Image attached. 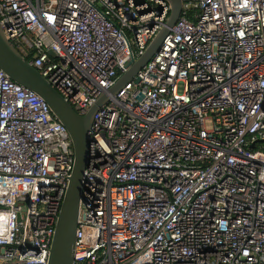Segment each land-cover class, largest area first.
I'll use <instances>...</instances> for the list:
<instances>
[{
  "label": "built area",
  "instance_id": "1",
  "mask_svg": "<svg viewBox=\"0 0 264 264\" xmlns=\"http://www.w3.org/2000/svg\"><path fill=\"white\" fill-rule=\"evenodd\" d=\"M168 0H0L18 52L84 116L166 26ZM94 117L73 264H264V0H183ZM75 164L0 69V264H49Z\"/></svg>",
  "mask_w": 264,
  "mask_h": 264
},
{
  "label": "water",
  "instance_id": "2",
  "mask_svg": "<svg viewBox=\"0 0 264 264\" xmlns=\"http://www.w3.org/2000/svg\"><path fill=\"white\" fill-rule=\"evenodd\" d=\"M171 13L166 26L156 35L139 58H132L126 71L110 89L116 96L127 84L138 82V73L154 58L164 39L179 21L183 0H168ZM0 69L15 83L40 96L51 109L54 117L66 128L71 139L75 164L58 216L49 264H73L76 233L83 192L84 174L89 164L90 131L93 120L102 106L109 102V95H102L86 115L78 114L73 106L33 67L7 39L0 24ZM260 143L264 145V140Z\"/></svg>",
  "mask_w": 264,
  "mask_h": 264
}]
</instances>
